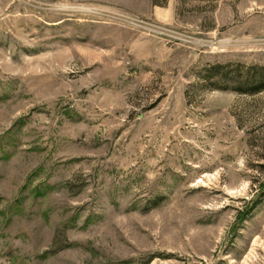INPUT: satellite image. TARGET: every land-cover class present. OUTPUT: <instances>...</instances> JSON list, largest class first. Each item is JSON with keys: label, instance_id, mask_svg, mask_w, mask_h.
I'll use <instances>...</instances> for the list:
<instances>
[{"label": "rangeland", "instance_id": "374dc122", "mask_svg": "<svg viewBox=\"0 0 264 264\" xmlns=\"http://www.w3.org/2000/svg\"><path fill=\"white\" fill-rule=\"evenodd\" d=\"M237 65L264 0H0V264H264Z\"/></svg>", "mask_w": 264, "mask_h": 264}, {"label": "trees", "instance_id": "16d2710c", "mask_svg": "<svg viewBox=\"0 0 264 264\" xmlns=\"http://www.w3.org/2000/svg\"><path fill=\"white\" fill-rule=\"evenodd\" d=\"M213 70L215 68L210 71ZM216 76L220 80L230 79L234 86L232 89H227L239 95L255 96L264 92V67L253 66L245 69L241 65H237L232 72L213 74L209 78L213 79Z\"/></svg>", "mask_w": 264, "mask_h": 264}]
</instances>
